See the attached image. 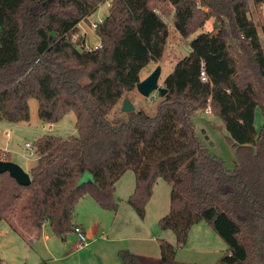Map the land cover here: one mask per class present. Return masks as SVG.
<instances>
[{
    "label": "trees",
    "instance_id": "16d2710c",
    "mask_svg": "<svg viewBox=\"0 0 264 264\" xmlns=\"http://www.w3.org/2000/svg\"><path fill=\"white\" fill-rule=\"evenodd\" d=\"M105 1L0 0V120L30 121L31 99L45 123L76 118L75 136L35 142L29 186L0 175V224L37 237L49 226L65 241L78 227L80 201L90 195L116 212V185L133 171L127 203L140 218L154 186L171 185L170 213L159 226L177 244L161 241L160 258L121 251L122 264H181L178 248L204 222L228 247L216 264H264V24L262 42L248 0H111L95 29L103 49L85 50L78 26ZM210 19L215 30L204 31ZM170 26L183 39L196 37L164 79L167 95L153 115L122 112L116 107L136 90L142 69L163 57ZM207 108L236 152L232 170L197 135L194 118ZM86 172L93 181L81 183Z\"/></svg>",
    "mask_w": 264,
    "mask_h": 264
},
{
    "label": "rangeland",
    "instance_id": "374dc122",
    "mask_svg": "<svg viewBox=\"0 0 264 264\" xmlns=\"http://www.w3.org/2000/svg\"><path fill=\"white\" fill-rule=\"evenodd\" d=\"M248 1L249 18L255 22L263 42L261 27L264 24V5H254L252 0ZM110 4L111 0H106L88 17V21L81 23L77 36L84 38L87 44L95 46L100 42L93 24L99 23L108 16ZM214 30L215 20L210 19L204 31L213 32ZM195 37L196 35H193L189 39H183L170 26L163 57L158 62H150L146 65L141 71L140 79L144 80L158 66H161L162 74L159 83L163 86L164 79L173 71L175 65L189 55L190 42ZM127 100L136 108H143L153 115L157 110L160 97L155 92L145 98L135 90L128 95ZM29 106L30 121L28 122L10 123L0 120V147L10 149V160L28 173L29 167L37 164V158L26 156V143H35L39 137L45 135H53L62 139L76 135L75 124L70 118L75 117L74 113L68 114L58 124H48L39 117L37 100L31 99ZM121 107L122 103L116 108ZM194 122L198 137L210 152L224 160L229 169H234L237 161L236 152L227 141L228 133L221 120L212 114L200 111L195 116ZM262 124V113L258 110L255 123L258 131L261 130ZM7 133H10V137L6 135ZM92 181L93 176L89 172L84 173L81 183ZM135 185L136 179L133 171L125 173L117 183L115 195L119 208L116 212L102 209L90 195H86L80 201L75 221L77 223L80 220L84 221L86 228L90 230L91 235L93 234L87 237V245L83 247L79 246L80 240L75 232L64 241L55 236L49 226H45L42 235L37 237L35 234L25 232L23 227H19L26 233V235H21L11 229L7 222H2L0 224V264H122L119 258L121 251L132 253L146 251L148 255L145 256L160 258L159 244L161 241L172 245L177 244L175 234L172 231L161 230L159 226L160 219L170 213L171 185L160 180L154 186L153 196L146 207L144 218H140L127 203L128 197L134 192ZM24 206L25 196L22 197L19 208L22 209ZM208 226L204 222L193 227L186 245L178 248L179 263L216 264L225 254L226 251L221 252V249L228 248L226 243ZM205 229L209 233H206ZM205 248L213 252H200L199 249ZM153 250L158 256L150 252Z\"/></svg>",
    "mask_w": 264,
    "mask_h": 264
},
{
    "label": "water",
    "instance_id": "95a60500",
    "mask_svg": "<svg viewBox=\"0 0 264 264\" xmlns=\"http://www.w3.org/2000/svg\"><path fill=\"white\" fill-rule=\"evenodd\" d=\"M162 74L161 66H158L147 78L139 82L136 86L137 92L145 97H150L153 93H157L160 98H164L168 90L160 85L159 80ZM136 107L129 101L124 100L121 111L131 113ZM8 173L21 186H29L31 178L28 172L24 171L20 165L15 162L0 159V175Z\"/></svg>",
    "mask_w": 264,
    "mask_h": 264
},
{
    "label": "built area",
    "instance_id": "2783aa9c",
    "mask_svg": "<svg viewBox=\"0 0 264 264\" xmlns=\"http://www.w3.org/2000/svg\"><path fill=\"white\" fill-rule=\"evenodd\" d=\"M110 5H111V4H110ZM100 22H102V20H101ZM100 22H99V23H100ZM99 23H95V24H93L94 29L97 28V25H98ZM82 46L84 47L85 50L95 51V52H98V51H100V50L103 49V43H102V41H100V42H99L98 44H96L95 46H92V45L87 44V43H86V40L84 39V43H83ZM201 77H202V81H207V80H208V77H207V75H206V73H205L204 71L201 72ZM205 112H206L207 114H211V110H210V108H207V109L205 110ZM6 135H7L8 137H10V133H7ZM25 152H26V156H27V157H36L37 159H38V157H39V156H38V149H37L35 143H26V144H25ZM1 157H2V160H5V159H6V154L3 153ZM75 233L78 235V238H79V240H80V242H79V246H80V247L86 246V245H87V237L83 234L81 228L77 227V228L75 229Z\"/></svg>",
    "mask_w": 264,
    "mask_h": 264
},
{
    "label": "crops",
    "instance_id": "0c3cea01",
    "mask_svg": "<svg viewBox=\"0 0 264 264\" xmlns=\"http://www.w3.org/2000/svg\"><path fill=\"white\" fill-rule=\"evenodd\" d=\"M82 23V22H81ZM81 23L79 24V26H78V30H79V28H80V25H81ZM71 118V121H73L74 122V124H75V120H76V118L74 117V118H72V117H70ZM58 124V123H57ZM75 132H76V130H75ZM39 138H41V137H39ZM38 138V139H39ZM37 139V140H38ZM0 150H2V151H6V152H9V154H10V149L8 150L7 148H1L0 147ZM38 160V159H37ZM30 168V170L33 168V167H29ZM78 207V206H77ZM76 210H77V208H76ZM84 221H82V220H80L79 221V223H77V225H78V227L79 228H81V230H82V232H83V234L86 236V237H91L92 235H91V232H90V230L89 229H87L86 228V225H85V223H83ZM9 225V224H8ZM200 225H202V224H200ZM209 227V226H208ZM11 228V227H10ZM12 229V228H11ZM193 229V228H192ZM207 229V228H206ZM205 229V232L206 233H209L208 232V230H206ZM209 229H211V228H209ZM207 238H209V236L207 237ZM88 239V238H87ZM215 241V240H214ZM144 242H146V241H144ZM140 247V246H139ZM148 249V248H147ZM159 249H160V244H159ZM200 250V252H205V253H211V252H213V251H211V249H207V248H205V249H199ZM227 249H221V252H225ZM135 252V251H134ZM144 253H141L140 251H136V253H138V254H143L144 256L145 255H148V253H146V251H143ZM150 252H153V254L155 255L156 253H155V251L153 250V251H150ZM135 253V254H136ZM178 254H179V250H177V255H176V259H178L177 257H178ZM157 255V254H156ZM158 256V255H157ZM160 256H161V252H160ZM178 261V260H177Z\"/></svg>",
    "mask_w": 264,
    "mask_h": 264
}]
</instances>
